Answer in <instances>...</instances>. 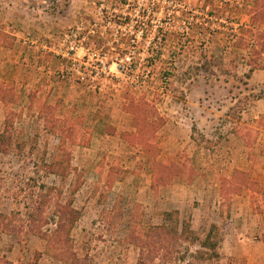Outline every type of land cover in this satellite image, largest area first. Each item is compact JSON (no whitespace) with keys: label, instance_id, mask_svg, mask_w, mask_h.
Segmentation results:
<instances>
[{"label":"rangeland","instance_id":"374dc122","mask_svg":"<svg viewBox=\"0 0 264 264\" xmlns=\"http://www.w3.org/2000/svg\"><path fill=\"white\" fill-rule=\"evenodd\" d=\"M253 2L0 0V82L15 94L0 98V132L11 114L21 146L0 152V213L25 219L41 185L56 186L62 196L45 206L54 230L55 206L81 174L72 237L87 264H234L233 233L264 241V57L250 72L241 30ZM76 40L73 58L108 63L94 85L66 56ZM52 118L78 136L67 180L43 168L59 144ZM174 209L201 236L218 224L219 257L198 258L190 242L179 246L185 260L148 253L139 236ZM18 238L0 232L8 264H62L46 240Z\"/></svg>","mask_w":264,"mask_h":264},{"label":"trees","instance_id":"16d2710c","mask_svg":"<svg viewBox=\"0 0 264 264\" xmlns=\"http://www.w3.org/2000/svg\"><path fill=\"white\" fill-rule=\"evenodd\" d=\"M211 13V11H210ZM252 42L251 58L249 60L250 72L261 68L260 60L264 57V0H256L251 6L250 23L241 27ZM0 98L7 103L15 101L14 92L0 82ZM149 106L148 103L141 101L138 103L131 102L130 108H139ZM53 127L51 128L59 138L57 152L52 159L45 162L43 168L46 172L55 174L63 180L76 173L77 170L72 162V152L70 147L78 143V136L73 126H66L67 122L61 125L57 120L52 118ZM58 122V123H57ZM17 147L14 135V118L8 114L4 122V128L0 132V152L9 153ZM82 184V175L76 174V178L70 187L69 197L66 202H57L54 214L56 215V228L54 230L46 229L49 223L45 217V206L51 203V198L58 192L62 196L63 190L56 186L41 185V191L35 204L26 206V218H21L20 211H13L11 214L0 213V232L16 235L19 241H24L23 236L30 238L32 235L47 241L48 246L53 250L52 255L59 259L62 264H87L85 259L78 256L74 251V239L72 231L82 215V211L75 208L74 196ZM218 229L219 226L213 223L206 236H201L194 230L192 222L188 218H182L178 209L164 211L163 223L151 226L140 237V244L148 246V253L152 250L157 252L164 251L161 254L163 261L185 260L189 250L181 251L179 246L182 242L197 243L201 246L196 252L198 258L203 259L206 255L210 258L219 257L218 246ZM147 237V240L145 239ZM138 238V237H137ZM150 245V246H149ZM152 245V247H151ZM141 246V245H140ZM177 247V248H176ZM157 248V249H156ZM210 250L211 252H207ZM160 253V252H159ZM180 253L179 255L175 254ZM175 255V256H174ZM143 260V257H140ZM154 261V260H153ZM9 261L0 254V264H8Z\"/></svg>","mask_w":264,"mask_h":264},{"label":"crops","instance_id":"0c3cea01","mask_svg":"<svg viewBox=\"0 0 264 264\" xmlns=\"http://www.w3.org/2000/svg\"><path fill=\"white\" fill-rule=\"evenodd\" d=\"M228 241L226 259L233 257L234 264H264V241L234 233Z\"/></svg>","mask_w":264,"mask_h":264},{"label":"built area","instance_id":"2783aa9c","mask_svg":"<svg viewBox=\"0 0 264 264\" xmlns=\"http://www.w3.org/2000/svg\"><path fill=\"white\" fill-rule=\"evenodd\" d=\"M79 41H74L71 46L68 48L67 57L73 58L72 54H75L79 47L82 45L78 44ZM81 43V42H80ZM89 57L92 56L93 58V54L96 56V53H92L89 52ZM91 58V59H92ZM97 59H100V57L98 56ZM74 60V65H76V67L74 68L77 72H79L80 74H82V78L85 80L86 77L89 79V83L90 85H94L95 80H93L94 78L97 79L101 73H108L109 74V66L107 61L105 62V60L100 59L101 61V66L98 68L96 66V64H91L90 63V58L88 60L82 61V60H77L76 58H73ZM130 63H132L131 57L129 55L126 54V56L121 60V62L119 63V70L122 69H127L128 65H131ZM128 64V65H127ZM84 69H90L89 73L86 75L85 71H83ZM95 69V70H94ZM97 69V70H96ZM100 69V70H99ZM101 71V72H100ZM97 73V74H96ZM96 74V75H95ZM94 75V76H93ZM93 77V78H92Z\"/></svg>","mask_w":264,"mask_h":264}]
</instances>
